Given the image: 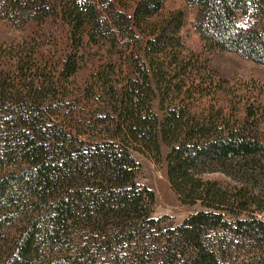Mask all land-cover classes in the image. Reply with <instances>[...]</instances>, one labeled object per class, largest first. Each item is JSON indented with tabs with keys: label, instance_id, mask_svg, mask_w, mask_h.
<instances>
[{
	"label": "trees",
	"instance_id": "trees-1",
	"mask_svg": "<svg viewBox=\"0 0 264 264\" xmlns=\"http://www.w3.org/2000/svg\"><path fill=\"white\" fill-rule=\"evenodd\" d=\"M166 1L0 0V264H264V0Z\"/></svg>",
	"mask_w": 264,
	"mask_h": 264
},
{
	"label": "rangeland",
	"instance_id": "rangeland-1",
	"mask_svg": "<svg viewBox=\"0 0 264 264\" xmlns=\"http://www.w3.org/2000/svg\"><path fill=\"white\" fill-rule=\"evenodd\" d=\"M167 6L181 7L180 0H167ZM13 31L0 24V38H8L13 35ZM190 47H198L196 37L190 35L187 39ZM209 64L216 68L222 76L233 82L254 81L264 86V66L246 61L231 53H216L209 56ZM156 105L154 106V108ZM165 152L166 149L163 147ZM140 163V172L137 180L151 188L155 194L154 215L167 214L165 225H177L189 214L200 209L198 203L194 205L181 204L176 194L170 188L165 162H155L147 155L135 154Z\"/></svg>",
	"mask_w": 264,
	"mask_h": 264
}]
</instances>
